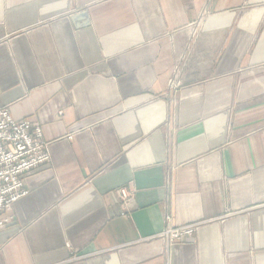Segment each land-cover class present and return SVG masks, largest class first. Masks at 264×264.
I'll use <instances>...</instances> for the list:
<instances>
[{"label": "crops", "instance_id": "obj_1", "mask_svg": "<svg viewBox=\"0 0 264 264\" xmlns=\"http://www.w3.org/2000/svg\"><path fill=\"white\" fill-rule=\"evenodd\" d=\"M0 108L50 155L0 264H264V0H0Z\"/></svg>", "mask_w": 264, "mask_h": 264}, {"label": "built area", "instance_id": "obj_2", "mask_svg": "<svg viewBox=\"0 0 264 264\" xmlns=\"http://www.w3.org/2000/svg\"><path fill=\"white\" fill-rule=\"evenodd\" d=\"M170 87L176 86L171 82ZM49 159V144L42 139L40 127L27 120L15 121L6 108H0V230L10 223L13 204L26 195L24 175L44 166ZM134 193L131 188L117 190L123 210L130 206ZM200 225L169 226L158 237L169 243L180 242L193 236Z\"/></svg>", "mask_w": 264, "mask_h": 264}, {"label": "water", "instance_id": "obj_3", "mask_svg": "<svg viewBox=\"0 0 264 264\" xmlns=\"http://www.w3.org/2000/svg\"><path fill=\"white\" fill-rule=\"evenodd\" d=\"M72 21L76 27H77L78 22L82 23L81 24L82 26L89 25L87 14L85 12H79V13L74 14L72 17Z\"/></svg>", "mask_w": 264, "mask_h": 264}]
</instances>
